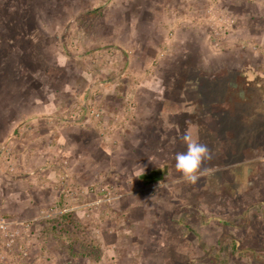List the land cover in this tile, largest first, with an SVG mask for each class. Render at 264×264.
I'll return each instance as SVG.
<instances>
[{
	"label": "rangeland",
	"instance_id": "1",
	"mask_svg": "<svg viewBox=\"0 0 264 264\" xmlns=\"http://www.w3.org/2000/svg\"><path fill=\"white\" fill-rule=\"evenodd\" d=\"M45 93L49 132L0 136V216L32 225L26 264H264V0H0V109ZM189 129L210 154L195 184L174 159ZM63 214L84 230L73 250Z\"/></svg>",
	"mask_w": 264,
	"mask_h": 264
},
{
	"label": "crops",
	"instance_id": "2",
	"mask_svg": "<svg viewBox=\"0 0 264 264\" xmlns=\"http://www.w3.org/2000/svg\"><path fill=\"white\" fill-rule=\"evenodd\" d=\"M45 60V59H44ZM82 78V77H81ZM77 91V90H75ZM46 97V102H44V100L42 99V97H38V100H36V102H34L33 105H37V110L30 112H27V108L24 109L23 112H27L24 113L25 116H23L22 118L20 117L19 111L16 113L14 111L13 108H10L8 104H6L5 102H3V106L1 105V109H0V113L2 115V117L5 119L0 121V136L3 137H9L10 139L14 140V138H19V135H23L21 134V130L23 128L24 124H29L34 126L39 125V123H41L44 125L42 127V134L46 133L47 131L49 132L50 130V126L45 123V120L47 116H50L56 109L54 108L55 104V99H50L48 93L43 94ZM13 99V97H12ZM15 99H19L17 96L15 97ZM10 102V101H9ZM8 102V103H9ZM6 114H5V113ZM30 113L31 116H28V114ZM42 118V119H39ZM48 118V117H47ZM3 121L5 122V125L3 124ZM4 125V126H2ZM47 125V126H46ZM29 129V128H28ZM0 137V138H1ZM82 137V136H81ZM66 137H64L65 139ZM62 136H60L59 140L61 141ZM34 153V154H33ZM33 157L35 156V158H37V163H42L45 159H46V150L45 148H42L41 152L38 150H33ZM80 170V171H79ZM78 170V177L82 178L81 181L82 183H80L81 185H85L87 184V180H85L83 177H87L86 176V172L85 171H81V169ZM45 171V169H44ZM84 180V182H83ZM2 211V210H1ZM29 214V213H28ZM22 216H20L21 218ZM26 215H24V217H22V219H27Z\"/></svg>",
	"mask_w": 264,
	"mask_h": 264
},
{
	"label": "built area",
	"instance_id": "3",
	"mask_svg": "<svg viewBox=\"0 0 264 264\" xmlns=\"http://www.w3.org/2000/svg\"><path fill=\"white\" fill-rule=\"evenodd\" d=\"M108 194V193H107ZM110 201L108 195L102 201ZM100 204V200L90 202L88 206ZM66 211V210H65ZM29 222H16L12 219L6 220L0 216V264H5L6 255L16 254V264H26L28 258V246L34 240V232L31 230ZM18 254L20 257L18 258ZM15 264V263H14Z\"/></svg>",
	"mask_w": 264,
	"mask_h": 264
},
{
	"label": "clouds",
	"instance_id": "4",
	"mask_svg": "<svg viewBox=\"0 0 264 264\" xmlns=\"http://www.w3.org/2000/svg\"><path fill=\"white\" fill-rule=\"evenodd\" d=\"M186 151L175 154V167L181 174L180 181L195 184L204 174L202 164L210 159L206 145L198 142L195 129H189L182 137Z\"/></svg>",
	"mask_w": 264,
	"mask_h": 264
},
{
	"label": "trees",
	"instance_id": "5",
	"mask_svg": "<svg viewBox=\"0 0 264 264\" xmlns=\"http://www.w3.org/2000/svg\"><path fill=\"white\" fill-rule=\"evenodd\" d=\"M244 79H245V82L246 83H251L253 80H255V74L253 73L252 75L250 74H244ZM208 95H209V91L207 92ZM198 94H199V102L201 101V98H205L204 95H203V92L201 90L198 89ZM237 101V100H236ZM238 103V102H237ZM235 105H238V104H235ZM241 106V110H243V107L241 104H239ZM223 108L220 109V111H224L222 110ZM247 112V110H246ZM245 115H247V113H245ZM243 118V116H241ZM248 116H245V118H247ZM263 122V121H262ZM261 126V124H260ZM73 216L71 214H63L61 215L60 217H58L57 219H55V222H53V225L52 226V229L55 230L58 226L60 227L61 230H58L57 233H61L63 234V236H66L68 239H69V247L71 248V250H73V246L75 245L74 243L77 242L78 240V236L79 234H84V230H82V228L80 227V225L76 224L74 221H73ZM234 242V248L236 249L238 247L237 243L235 240H233ZM74 244V245H73ZM83 245V244H82ZM89 250L90 251H95L94 249V246L92 245H89L87 250L84 252V253H81L80 256H90V253H89ZM95 259H99L98 255H94Z\"/></svg>",
	"mask_w": 264,
	"mask_h": 264
},
{
	"label": "water",
	"instance_id": "6",
	"mask_svg": "<svg viewBox=\"0 0 264 264\" xmlns=\"http://www.w3.org/2000/svg\"><path fill=\"white\" fill-rule=\"evenodd\" d=\"M153 174H159V172L157 171V172L148 173L145 177H148V176L153 175Z\"/></svg>",
	"mask_w": 264,
	"mask_h": 264
}]
</instances>
